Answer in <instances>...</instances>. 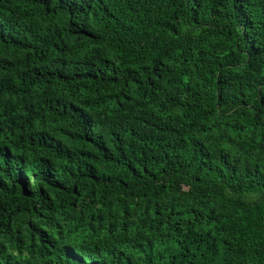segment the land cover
I'll return each instance as SVG.
<instances>
[{
    "label": "trees",
    "instance_id": "1",
    "mask_svg": "<svg viewBox=\"0 0 264 264\" xmlns=\"http://www.w3.org/2000/svg\"><path fill=\"white\" fill-rule=\"evenodd\" d=\"M0 264H264V0H0Z\"/></svg>",
    "mask_w": 264,
    "mask_h": 264
}]
</instances>
